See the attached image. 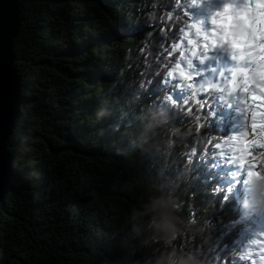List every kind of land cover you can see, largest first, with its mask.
<instances>
[{
	"label": "trees",
	"instance_id": "1",
	"mask_svg": "<svg viewBox=\"0 0 264 264\" xmlns=\"http://www.w3.org/2000/svg\"><path fill=\"white\" fill-rule=\"evenodd\" d=\"M202 1L19 0L23 88L0 264H153L170 248L189 264H248L252 223L221 184L216 93L197 102L168 84ZM259 123L264 142V108ZM172 205L175 241L132 219Z\"/></svg>",
	"mask_w": 264,
	"mask_h": 264
},
{
	"label": "rangeland",
	"instance_id": "2",
	"mask_svg": "<svg viewBox=\"0 0 264 264\" xmlns=\"http://www.w3.org/2000/svg\"><path fill=\"white\" fill-rule=\"evenodd\" d=\"M239 1L240 0H237V3ZM252 1H258L259 3H262V8L264 9V0ZM228 2L229 0H212L211 7L209 8L211 15L216 14V9L218 8V6H224L226 10L229 6L232 7V4H229ZM246 5H250V0H246ZM247 6L246 10L248 9ZM236 10L238 11L239 8ZM236 20L237 21H233L234 27L231 31V38L227 40V44L229 46L234 45V40L240 34V29L245 25V23L239 24L238 19ZM196 27L199 28L200 25L197 24ZM218 27V37H215L213 35V37H210L207 42V37L204 36L201 42H197L196 44H194V48L203 47L207 43L208 50L210 49V44L214 46L218 44L221 37L220 34L222 33L220 26ZM258 31L259 26L254 25L250 33L252 35H255ZM260 33H262V31H260ZM226 46L227 45H225V47ZM204 50L205 48L199 49V52H202L199 58L196 57L197 52H194L192 54V58L189 59V65H193L192 68L195 69V71H189L184 76L187 81H190V83L196 82L192 85L193 88H196L200 85L198 87L199 93L210 87H213L215 84L214 77L216 76V74L213 73L207 75L205 74L206 68L203 67V63L205 62L203 60L207 58L208 54ZM211 51L213 50L211 49ZM186 57L187 54H184L182 62L186 61ZM216 60V71H218L221 63L223 62V57L217 56ZM209 64V66H212V61H210ZM254 69L256 70L257 67L255 66ZM184 72H187V69L184 70ZM237 73L238 69L236 66H234L231 73L226 74L225 77L227 79L232 78V80H235ZM250 76L251 75H245L243 79L235 80L236 84L234 86L224 88L223 93L219 97L220 105L215 106V112L218 113L224 125V129H222V123L217 115L216 122L217 124H219V128L222 131L221 134L226 136V142L219 148V159L220 161L230 163L231 180L235 178L243 179L242 183H239L238 192L241 193L243 190H245V199H247L249 206L259 218L258 223L255 224V227H250L248 229L249 232H246L245 235H243L246 237V240H249L251 238L250 242L248 243L250 259L255 264H264V255H262L260 251L256 250L257 248H259L260 250H264V239H262L263 241H260L261 238H264V152L262 151V147H260V144L258 142L260 137L257 134V127L255 125L260 103L264 100V97L261 96V92L258 89L255 90V86L257 84L264 85V81H258L257 79L250 80ZM183 86L187 87L186 85ZM249 99H251V103L249 106L251 118L243 127L239 129L236 125L239 123L241 115L243 114L241 105L242 102H246V100ZM260 126L261 124H259V127ZM242 145L247 146L245 151L243 150ZM243 169H245L247 177L242 176ZM242 198L244 199L243 196ZM249 219L253 222L255 220L254 214L249 215Z\"/></svg>",
	"mask_w": 264,
	"mask_h": 264
},
{
	"label": "water",
	"instance_id": "3",
	"mask_svg": "<svg viewBox=\"0 0 264 264\" xmlns=\"http://www.w3.org/2000/svg\"><path fill=\"white\" fill-rule=\"evenodd\" d=\"M20 27L19 0H0V205L13 189L15 156L8 142L21 114L23 81L13 52Z\"/></svg>",
	"mask_w": 264,
	"mask_h": 264
},
{
	"label": "clouds",
	"instance_id": "4",
	"mask_svg": "<svg viewBox=\"0 0 264 264\" xmlns=\"http://www.w3.org/2000/svg\"><path fill=\"white\" fill-rule=\"evenodd\" d=\"M25 151H30V149L26 147ZM34 164V161H28L29 167H34ZM37 176L38 173L35 171L26 173V178ZM175 212V205L163 209L145 206V211L134 212L132 219L136 221L138 217H148L146 222L148 229L157 234L162 240L172 242L180 239L184 235L180 227L182 221L175 215ZM133 231H137L135 224H133ZM153 264H189V262L175 248H170L168 250H162L160 255L155 257Z\"/></svg>",
	"mask_w": 264,
	"mask_h": 264
},
{
	"label": "bare ground",
	"instance_id": "5",
	"mask_svg": "<svg viewBox=\"0 0 264 264\" xmlns=\"http://www.w3.org/2000/svg\"><path fill=\"white\" fill-rule=\"evenodd\" d=\"M237 4H239V8H246V2H245V1H240V2L237 3ZM233 17H235V16L233 15ZM243 17L247 18L248 20H249V18H250L249 15H248V16L244 15ZM244 37H245V35H243L242 39H244ZM260 252H261V253H264V250L261 249Z\"/></svg>",
	"mask_w": 264,
	"mask_h": 264
},
{
	"label": "snow or ice",
	"instance_id": "6",
	"mask_svg": "<svg viewBox=\"0 0 264 264\" xmlns=\"http://www.w3.org/2000/svg\"><path fill=\"white\" fill-rule=\"evenodd\" d=\"M177 31H178V30H177ZM174 38H175V37H174ZM178 95H179V94H178ZM257 131H259V129H257ZM262 150H264V149H262ZM262 239H264V238H262ZM256 250H257V251H261L259 248H257ZM261 254L264 255V253H261ZM248 264H251V261H249Z\"/></svg>",
	"mask_w": 264,
	"mask_h": 264
}]
</instances>
